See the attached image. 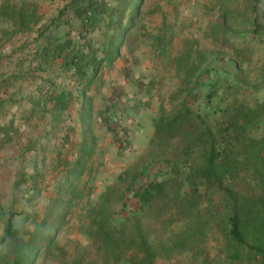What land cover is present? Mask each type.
Masks as SVG:
<instances>
[{
	"label": "rangeland",
	"instance_id": "obj_1",
	"mask_svg": "<svg viewBox=\"0 0 264 264\" xmlns=\"http://www.w3.org/2000/svg\"><path fill=\"white\" fill-rule=\"evenodd\" d=\"M6 1L5 11L2 7ZM21 1L0 0V98L6 100L0 111V126L12 123L10 137H5L0 146V211L5 218L13 214L14 223L23 225L19 236L26 239L43 219L57 183L68 174L83 131L79 120L82 96L69 81L68 73L57 70L55 78L73 92L61 120L54 121L39 107L30 109L36 88L48 85L42 78L54 75L49 73L50 68L48 73L36 68L33 49L51 34L76 39L80 21L68 8V14L51 22L62 2L27 0L35 21L28 30L16 31L13 11L21 7ZM247 1L142 0L136 18L122 35L119 29L114 31L117 42H121L118 57L101 65L86 90L93 106L91 127L96 145L77 185L80 196L73 197L72 213L56 234L57 245L67 251L66 259L86 245L81 233L83 206L95 202L106 188L118 185L120 174L129 169L131 174L141 173L136 181L139 184L146 178L166 179L171 173L180 146L174 139L153 141L155 121L164 123L181 113L184 99L194 114L209 116V123L218 121L231 102L250 108L264 104V0L255 2L254 11L247 7ZM107 2L109 7L121 3ZM126 21L127 16L122 24ZM105 22L92 34L103 43L113 33L111 28L106 31ZM257 26L259 34L252 37L251 29ZM41 30L43 34L35 44ZM188 53L191 58L179 72L174 58H184ZM193 66L195 72L186 81ZM207 67L210 71L202 74ZM211 90L214 93L209 99ZM104 118L115 136L103 123ZM261 136L264 117L248 134L251 139ZM33 172L39 173V191L31 186ZM123 199V208L118 207L121 214L139 212L131 192H125ZM114 217L120 218L118 214ZM1 226L0 222V233ZM179 227V222L174 223L168 232H177ZM220 232L208 231L202 253L208 264H222ZM54 251L58 255L59 251ZM188 257L189 253L172 251L159 256L156 264H187ZM51 261L48 264H54ZM35 264H43L42 256Z\"/></svg>",
	"mask_w": 264,
	"mask_h": 264
},
{
	"label": "trees",
	"instance_id": "obj_2",
	"mask_svg": "<svg viewBox=\"0 0 264 264\" xmlns=\"http://www.w3.org/2000/svg\"><path fill=\"white\" fill-rule=\"evenodd\" d=\"M61 1H66L65 6L53 21L70 8L80 21V29L76 39L45 36L43 44L33 50L38 61L36 68L46 73L50 68L49 73L54 75L42 78L48 85L36 88L37 96L31 98L30 109L39 107L54 121L61 120L73 92L55 78L57 70L68 73L69 81L82 96L79 108L82 143L68 174L57 183L43 219L34 225L26 239L19 236L23 225L14 223L13 214L5 218L0 211V264H35L39 256L43 264L52 259L58 264H156L159 256L172 251L189 253L187 264H208L202 253L208 231L213 229L221 231L222 264H264V136L248 137L250 129L264 117V104L250 108L231 102L222 110L218 121L209 123V116L194 114L185 106V99L181 102V113L164 123L160 119L154 122L153 141L174 139L180 146L178 161L169 176L146 178L136 184L141 173L131 174L129 169L120 174L118 185L106 188L95 202L88 201L83 206L81 233L86 245L66 259L67 251L57 245L56 234L72 213L73 197L80 196L77 185L96 145L91 127L93 106L86 90L101 65L118 57L121 42H117L114 31L119 29L122 35L136 18L142 0H118L121 3L112 7L106 0ZM256 1H247L251 11L255 10ZM7 3L2 7L5 11ZM28 3L22 0L21 7L13 11L16 31L28 30L35 21ZM126 16L127 21L122 24ZM104 20L106 31L111 28L113 33L103 43L92 34ZM42 34L41 30L36 38ZM250 34L257 36L258 26ZM190 58V53L184 58H174L179 72ZM209 71L208 67L204 68L202 74ZM194 72L193 66L184 79L190 80ZM213 93L211 90L207 97L212 98ZM5 101L0 98V111ZM103 123L115 136L108 120L104 118ZM11 125L0 126V146L5 137H10ZM37 175L38 172H33L31 186L39 191ZM125 192L136 198L138 213L119 212ZM115 214L120 218L116 219ZM178 222V231L168 232V227ZM54 250L59 251L58 255Z\"/></svg>",
	"mask_w": 264,
	"mask_h": 264
},
{
	"label": "crops",
	"instance_id": "obj_3",
	"mask_svg": "<svg viewBox=\"0 0 264 264\" xmlns=\"http://www.w3.org/2000/svg\"><path fill=\"white\" fill-rule=\"evenodd\" d=\"M52 1H53V2L58 1L59 3H61V2L63 3V5L59 8V10L62 9V8L65 6V2H66V1H65V2H64V1H61V0H52ZM106 1H107V0H106ZM59 10H58V13H59ZM67 12H68V9H67V11H66V14H68ZM58 13H57V15H56L55 17L52 18L51 22H53V19H54V18H57V17H58ZM66 14H65V15H66ZM74 17H75V16H74ZM75 19H77V18L75 17ZM36 42H38V39H37V38L35 39V44H36ZM37 47H39V44L37 45ZM33 50H34V49H33Z\"/></svg>",
	"mask_w": 264,
	"mask_h": 264
}]
</instances>
